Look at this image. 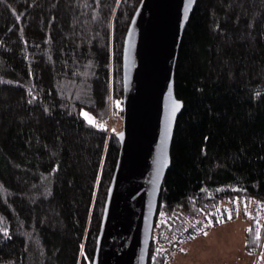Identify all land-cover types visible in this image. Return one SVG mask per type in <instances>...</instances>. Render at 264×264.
<instances>
[{
    "label": "trees",
    "instance_id": "trees-1",
    "mask_svg": "<svg viewBox=\"0 0 264 264\" xmlns=\"http://www.w3.org/2000/svg\"><path fill=\"white\" fill-rule=\"evenodd\" d=\"M139 2L0 0V264H91ZM174 93L147 264H176L223 199L264 206V0L196 1ZM246 250L264 253V222Z\"/></svg>",
    "mask_w": 264,
    "mask_h": 264
},
{
    "label": "water",
    "instance_id": "water-1",
    "mask_svg": "<svg viewBox=\"0 0 264 264\" xmlns=\"http://www.w3.org/2000/svg\"><path fill=\"white\" fill-rule=\"evenodd\" d=\"M197 0H140L122 46L119 154L91 264H147L160 190L182 102L174 70Z\"/></svg>",
    "mask_w": 264,
    "mask_h": 264
},
{
    "label": "rangeland",
    "instance_id": "rangeland-1",
    "mask_svg": "<svg viewBox=\"0 0 264 264\" xmlns=\"http://www.w3.org/2000/svg\"><path fill=\"white\" fill-rule=\"evenodd\" d=\"M121 118L110 116L109 129L113 128L118 132L121 129ZM216 211V219L221 220L219 225L188 243L184 248L185 254L177 257L176 264H233L237 252L233 249L237 245L235 243L246 240L264 222V206L252 201L223 199ZM228 247L232 249L228 250ZM239 251L241 252L240 248ZM260 252L258 250L253 254L254 264H259V260L263 258L264 253ZM240 257L242 258L241 255Z\"/></svg>",
    "mask_w": 264,
    "mask_h": 264
},
{
    "label": "crops",
    "instance_id": "crops-1",
    "mask_svg": "<svg viewBox=\"0 0 264 264\" xmlns=\"http://www.w3.org/2000/svg\"><path fill=\"white\" fill-rule=\"evenodd\" d=\"M237 244L236 246H234L233 249H236L237 252L235 253V257H234V262L233 264H254V253L250 254L248 253L249 251L246 250V244H247V239L243 240L242 242H238L235 243ZM239 248L241 250V252L239 251ZM228 250L232 249L231 247L227 248ZM240 255L242 256V258L240 257ZM244 257V258H243ZM260 257V255H259ZM264 264V257L262 258V260H259V264Z\"/></svg>",
    "mask_w": 264,
    "mask_h": 264
},
{
    "label": "snow or ice",
    "instance_id": "snow-or-ice-1",
    "mask_svg": "<svg viewBox=\"0 0 264 264\" xmlns=\"http://www.w3.org/2000/svg\"><path fill=\"white\" fill-rule=\"evenodd\" d=\"M89 122H92L91 118H89Z\"/></svg>",
    "mask_w": 264,
    "mask_h": 264
}]
</instances>
